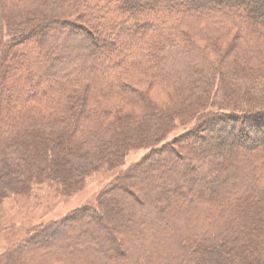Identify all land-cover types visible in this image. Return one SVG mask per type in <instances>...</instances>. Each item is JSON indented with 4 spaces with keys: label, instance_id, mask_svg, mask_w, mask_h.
Listing matches in <instances>:
<instances>
[{
    "label": "trees",
    "instance_id": "obj_1",
    "mask_svg": "<svg viewBox=\"0 0 264 264\" xmlns=\"http://www.w3.org/2000/svg\"><path fill=\"white\" fill-rule=\"evenodd\" d=\"M263 12L264 0H0V205L42 186L70 196L150 149L96 209L27 233L16 249L45 251L18 264H264ZM118 103L137 117L98 133ZM179 125L192 126L163 144ZM205 133L232 146L215 177Z\"/></svg>",
    "mask_w": 264,
    "mask_h": 264
},
{
    "label": "rangeland",
    "instance_id": "obj_2",
    "mask_svg": "<svg viewBox=\"0 0 264 264\" xmlns=\"http://www.w3.org/2000/svg\"><path fill=\"white\" fill-rule=\"evenodd\" d=\"M248 1V0H246ZM10 8L6 10L10 13ZM260 18H264V12L260 15ZM132 83H135L136 80H129ZM141 90H145L148 86L145 83L137 81ZM111 112V117L108 120H104L106 124H102L98 126V133L103 128H112L113 126H118L116 123H120L122 126H126L127 124H123L125 118L124 117H137V113L135 114V110L130 109L126 105H122L120 103L116 104ZM119 111V112H117ZM117 119H120L119 121ZM124 119V120H122ZM117 121V122H116ZM137 124V123H132ZM190 126H177V129L168 135L166 138V142L173 140L176 137L184 135L187 131H189ZM112 132V131H111ZM97 133V134H98ZM93 135V134H92ZM211 139L208 142L199 144V154H206V150H210L212 154L215 156V160L218 164L219 171H215L212 177L218 176L219 172L226 167V156H228V150H230L231 143L230 141L225 140V142L220 147H216L215 142H218L219 139L216 136L209 135L205 133ZM94 135L91 137V140H97ZM86 144V145H85ZM89 143H84V146L89 147ZM150 153V149L141 148L136 149L128 153L125 158L124 164L122 167L118 168L116 171L111 172H102L88 178L84 184V186L76 193L70 196H64L58 190L57 186H42L36 187L30 194L28 195H13L8 197L3 201L0 205V264H5L3 260L6 258L7 254H11L13 257V263L18 264L19 260L23 258L24 255L28 253L37 254L41 253L43 250L32 251L29 246H23L20 249H16L18 244L21 242L24 237L27 236L32 229H35L40 226L48 225L54 221H59L64 217L72 214L77 209L83 207H98V198L101 192L111 183L113 180L118 177L121 173L127 171L131 168V166L135 165L139 161H141L147 154ZM222 158L225 160L223 161ZM225 166V167H224ZM213 166L209 170L212 172ZM208 171L207 174L208 175ZM20 241V242H19ZM16 249V250H13ZM13 251L12 253H9Z\"/></svg>",
    "mask_w": 264,
    "mask_h": 264
}]
</instances>
